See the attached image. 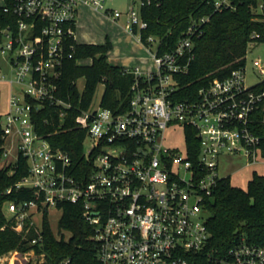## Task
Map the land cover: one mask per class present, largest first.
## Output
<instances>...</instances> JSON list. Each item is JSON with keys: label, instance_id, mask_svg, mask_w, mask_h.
I'll use <instances>...</instances> for the list:
<instances>
[{"label": "built area", "instance_id": "obj_1", "mask_svg": "<svg viewBox=\"0 0 264 264\" xmlns=\"http://www.w3.org/2000/svg\"><path fill=\"white\" fill-rule=\"evenodd\" d=\"M107 1L4 0L0 82L11 91L0 126L4 141L14 137L18 155L29 167L28 175L6 193L33 194L7 204L9 226L26 238L32 229L40 232L38 220L42 222L45 212L61 211L64 203L81 204L94 229L95 264H264V247L243 236L227 249L211 245L206 201L222 179L221 156L243 152L251 164L262 157L261 139L252 126L264 90L247 87L244 69H239L196 92H183L195 40L203 35L208 18H192L176 45L164 51L160 37H144L149 25L140 10L127 14V31L137 35L154 68L124 70L133 76L125 111L104 108L102 98L95 105V96L80 109L75 124L86 133L80 165L36 131L35 114L46 103L60 108L52 134L67 131L63 125L73 107L57 94L79 45V7L85 4L120 19L122 14L107 8ZM147 4L142 1L140 9ZM251 7L264 14V0H252ZM235 8L234 0H215L216 10ZM258 69L264 75V67ZM187 131L198 142L191 152ZM176 133L181 144L172 145ZM40 241L41 236L32 244ZM21 259L4 262L0 257V264H24Z\"/></svg>", "mask_w": 264, "mask_h": 264}, {"label": "trees", "instance_id": "obj_2", "mask_svg": "<svg viewBox=\"0 0 264 264\" xmlns=\"http://www.w3.org/2000/svg\"><path fill=\"white\" fill-rule=\"evenodd\" d=\"M142 1H150L140 9L142 19L149 25L143 35L160 37L164 51L176 45L192 18H208L203 35L195 40L194 60L183 78L184 93L187 90L196 92L214 79H225L232 72L244 69L249 44L264 42V14L252 11V0H234L235 9L222 11L215 9V0ZM4 17L0 6V20ZM111 47L109 41L104 45H78L75 59L66 65L57 94L73 107L67 111L64 121L66 132L52 134L60 112L56 105L46 103L35 114L36 131L54 147L70 153L77 165L83 160L82 143L86 133L76 127L75 119L80 109L90 105L98 86H105L101 103L104 108L118 113L127 109L133 76L126 74L125 68L109 62ZM85 59H91V64L77 63ZM81 78L85 79L82 92L76 85ZM253 89L264 90V80ZM252 130L261 139L260 149L264 157V102L255 113ZM4 142L0 126V162L6 157ZM187 145L190 152L193 147H198L190 131H187ZM28 173V161L21 154L15 162L0 168V256L15 249L20 252L34 250L42 256L36 264H95L97 243L94 229L86 221L81 204L60 205L62 215L58 222V236L51 228L48 212L43 215L40 232L32 229L26 238L9 226L7 204L31 199L33 194L27 190L10 194L6 191ZM206 212L212 246L227 249L243 236L248 243L264 247V175L254 173L246 189L234 186L230 178H222L206 201ZM40 236V243L32 244V240Z\"/></svg>", "mask_w": 264, "mask_h": 264}, {"label": "rangeland", "instance_id": "obj_3", "mask_svg": "<svg viewBox=\"0 0 264 264\" xmlns=\"http://www.w3.org/2000/svg\"><path fill=\"white\" fill-rule=\"evenodd\" d=\"M141 0H108L106 7L117 10L122 14V17L113 22L112 19L105 15L104 12H95L90 6L87 9L80 8L78 17L77 41L81 44L104 45L108 41L112 45L108 53L109 62L114 65L132 64L138 66L141 63L140 59L148 58L145 50L136 42L127 32V14L134 9L139 12ZM4 4V0H0V6ZM128 36V37H127ZM134 36V35H133ZM137 39V35H135ZM147 67L153 69V63L147 59ZM90 64V60L85 61ZM258 65L264 67V42H251L248 47L246 56V64L244 68L247 87H254L264 80V75L260 74ZM6 73V72H5ZM8 73V72H7ZM12 78L9 75L7 79ZM85 80L78 81L80 91H83ZM17 87L14 86V91L17 92ZM10 85L6 82H0V115L5 116L9 111ZM104 94V86L99 85L95 97L94 104L97 105ZM181 135L176 133L173 136L172 145L181 144ZM88 147V146H87ZM7 151L6 157L0 162L7 164L16 161L18 156L17 146L13 136L7 137L5 141ZM258 164H251L248 157L242 152L231 155L225 154L220 158L219 176L221 178H230L232 184L236 187L246 189L248 182L253 178L254 173L264 175V157L259 158ZM62 212L52 210L48 213V220L55 235L58 236V222ZM37 227L41 226V219L38 220ZM69 237V234H66ZM16 250H12L2 254V261L19 263L17 259L23 258L24 264H36L42 256L29 252L21 256L16 254ZM19 251V250H18ZM22 260V259H21Z\"/></svg>", "mask_w": 264, "mask_h": 264}, {"label": "crops", "instance_id": "obj_4", "mask_svg": "<svg viewBox=\"0 0 264 264\" xmlns=\"http://www.w3.org/2000/svg\"><path fill=\"white\" fill-rule=\"evenodd\" d=\"M89 6L88 5H85V4H81L80 5V7H79V13H78V17H79V15H80V8H83V9H87ZM92 8V7H91ZM93 9V8H92ZM95 12H99V11H96L95 9H93ZM112 19V18H111ZM112 21L113 22H115V21H117V20H114V19H112ZM77 29H78V25H77ZM128 32V31H127ZM128 34H130V36H132V38H134L135 40H136V42L143 48V46L140 44V42L138 41V39H136V37H134L131 33H129L128 32ZM128 37V36H127ZM79 43V42H78ZM79 45H93V44H81V43H79ZM144 49V48H143ZM145 50V49H144ZM146 52V51H145ZM109 53V52H108ZM147 59H149V60H151L150 59V57H149V55H148V58H143V59H140L141 60V63L138 65V66H140L142 69H145V70H148V69H151V68H149V67H147ZM86 60H90V64H91V62H92V60L91 59H85V60H82V64L83 65H88V64H86L85 63V61ZM117 66H119V67H122V68H133V67H136V66H133L132 64H122V65H117ZM81 79H84V78H81ZM80 80V79H79ZM78 80V81H79ZM85 80V79H84ZM78 81H77V83H78ZM85 86V85H84ZM7 162H5V163H2L1 164V166H0V168H2V167H4V165L6 164ZM8 165V164H7Z\"/></svg>", "mask_w": 264, "mask_h": 264}]
</instances>
